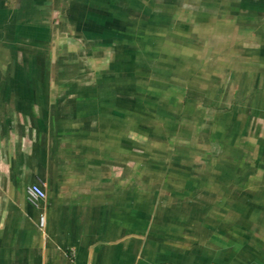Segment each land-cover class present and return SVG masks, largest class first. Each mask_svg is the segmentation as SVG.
Here are the masks:
<instances>
[{"label":"crops","instance_id":"obj_1","mask_svg":"<svg viewBox=\"0 0 264 264\" xmlns=\"http://www.w3.org/2000/svg\"><path fill=\"white\" fill-rule=\"evenodd\" d=\"M23 1L0 0L6 12L0 19V264H264V187L259 194L206 193L200 188L206 179L198 177L168 180L159 192L158 179L126 178L125 162L62 158L71 151L62 147V138L72 120L47 114V103L56 100L49 94L47 101V85L34 76L41 65L46 73L41 43L48 26L40 4ZM97 1L84 0L85 7ZM101 1L109 8L113 0ZM229 1L186 0L172 11H183L184 26L210 29L205 43L215 48L206 63L211 67L197 61L183 83L191 97L230 107L220 110L226 115L215 123L230 118L236 121L234 140L246 136V154L253 159L239 183L246 186L258 170L264 178V0ZM22 8L26 14L15 29L10 11ZM243 121L250 130L240 128L238 136ZM239 167L229 169L232 183ZM32 184L46 192L37 207L28 200ZM240 232L258 244L247 242L249 254L230 237Z\"/></svg>","mask_w":264,"mask_h":264},{"label":"rangeland","instance_id":"obj_2","mask_svg":"<svg viewBox=\"0 0 264 264\" xmlns=\"http://www.w3.org/2000/svg\"><path fill=\"white\" fill-rule=\"evenodd\" d=\"M218 1L189 0L192 4ZM31 2L40 4L41 19L48 26L41 43L47 52L46 73L42 74L41 65V74L34 81L47 85V101L49 94L56 100L47 103V114L72 120L62 138V147L71 150L62 156L65 161L81 162L84 157L88 161L103 158L111 164L125 162L126 178L158 179L159 192L166 191L168 180L201 177L206 184L200 188L206 193H262L264 178L259 170L255 173V169L249 184H239L244 182L245 164L253 163L246 154V136L240 134L249 132L250 123L239 125L237 133L242 136L234 140L236 121L229 118L215 123L219 115H226L220 110L230 107L191 97L188 83H183V76L188 79L197 61L201 67H211L206 63L215 49L205 43L209 28L184 26L183 11H172L186 0H113L109 8L101 0L93 8L85 7L84 0ZM229 2L222 0L221 5ZM17 9L10 11L16 14L15 29L26 14L23 8ZM5 18L6 12L0 11V19ZM172 22L174 26H170ZM210 84L214 85L206 87ZM51 85L55 89L49 91ZM83 149L91 154H76ZM236 166L240 170L232 183L229 169ZM230 237L238 241V248H247L241 250L248 254L252 251L248 241L250 246L258 245L245 232Z\"/></svg>","mask_w":264,"mask_h":264},{"label":"built area","instance_id":"obj_3","mask_svg":"<svg viewBox=\"0 0 264 264\" xmlns=\"http://www.w3.org/2000/svg\"><path fill=\"white\" fill-rule=\"evenodd\" d=\"M28 200L33 206H39L40 202L46 198V192L41 185L32 184L27 189ZM44 218L41 219V225H43ZM159 264H169V263H159Z\"/></svg>","mask_w":264,"mask_h":264}]
</instances>
